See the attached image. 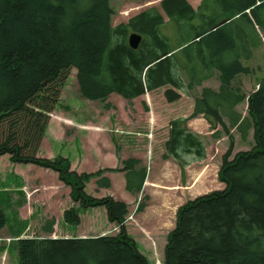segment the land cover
<instances>
[{
    "label": "trees",
    "instance_id": "obj_1",
    "mask_svg": "<svg viewBox=\"0 0 264 264\" xmlns=\"http://www.w3.org/2000/svg\"><path fill=\"white\" fill-rule=\"evenodd\" d=\"M160 5L174 28L183 32L175 48L159 31L164 20L158 13L143 12L113 28L111 0H0V156L8 155L13 164H32L59 174L60 181L72 188V200L80 205L64 212L67 224H81V210L104 208L109 223L119 229L116 236L20 239L19 264H150L127 231L128 205L85 192L92 178H100L99 187H111L110 179L101 177L104 171L79 174L71 170L69 159L38 157V151L49 114L58 106L72 69L77 70L81 96L106 104L105 109L112 107L107 103L112 94L132 103L166 86L172 87L165 97L173 103L180 99L176 90H185L180 68L190 70V88L200 86L204 78L197 75L207 54L217 59L216 67L222 74L220 87L218 91L203 89L190 119L202 115L211 129L220 125L229 132L224 122L227 118L245 141L254 130L255 146L231 160V143L219 172L225 189L179 207L176 227L167 236L163 263L264 264V78L248 99L249 117L240 123L242 116L234 109L247 96L232 80L251 71L240 58L229 55L233 43L208 42L214 41L225 26L208 34L199 25L205 12L213 14V27L237 16L250 21L245 12L250 10L254 16L264 0H203L197 9L188 0H162ZM184 22L187 24L181 26ZM190 32H196V37L188 41L186 34ZM133 33L143 37L137 50L128 42ZM224 53L235 58L230 67L220 60ZM188 120L171 122L165 144L164 159L180 160L183 167L188 164L185 156L205 158L204 145L189 131ZM216 136L219 138L220 133ZM142 164L141 159L129 158L119 169L125 173L126 190L131 194L138 195L144 188L147 169ZM138 208L143 211L144 203ZM6 225V215L0 210V229ZM54 225V220L46 221L41 230L50 234Z\"/></svg>",
    "mask_w": 264,
    "mask_h": 264
},
{
    "label": "rangeland",
    "instance_id": "obj_2",
    "mask_svg": "<svg viewBox=\"0 0 264 264\" xmlns=\"http://www.w3.org/2000/svg\"><path fill=\"white\" fill-rule=\"evenodd\" d=\"M161 1L111 0L114 10L113 27L127 24L133 17L143 12H150L156 8L161 12ZM164 17L168 20L166 16ZM250 21L246 17L237 16L232 22L225 25L221 33L214 37L215 39L213 38L214 41H208L215 45L233 43L235 47L230 50L233 52L229 55L234 54L236 58H240L241 62L251 71L250 74L238 75L234 82V85L247 96V99L237 108L243 118L249 117L248 99L251 94L259 89L260 80L264 78V6L258 9L254 16L250 15ZM159 31L163 36L168 37L172 48L178 46L179 42L182 41L183 32L174 28L172 24L161 26ZM227 37L229 38L227 39ZM204 48L207 51L210 50L207 44L204 45ZM228 49L229 47H227L226 52ZM207 55L210 57V54ZM183 56L187 57L186 55ZM180 70L185 90H176V93L180 95L178 101L173 103L167 101L165 92L172 87L166 86L153 91L150 98L146 97L147 101L140 98L138 101L130 103L121 96L112 94L107 100V103L111 104L112 107L105 109L106 104L89 101L81 96L77 72L72 69L65 86L61 90L58 106L49 114L50 121L46 135L41 142L37 155L54 160L60 156L50 158V152L64 154L70 162H75V167L71 166V170L79 174H92L96 173L98 169H102L101 171L104 172L101 177H112L109 179L113 181V187L111 183L108 190L100 189L101 187L98 186L100 178L98 180L92 178L88 182L90 185H86L85 192L94 198L112 197L114 200L128 205L129 214L125 223L127 231L130 236L138 241L144 240L145 245L140 243L139 249H143L147 253L150 264H163L165 237L176 227L179 207L199 196L216 190H223L226 187L224 183L219 181V171L223 163V156L230 146L229 139L225 135L222 139L217 138L216 132L211 129L210 123L202 115L190 119L194 112L195 100L199 97L202 88L210 87L218 90L220 83L215 78V83L202 82V87L194 85L190 88V70L188 68L184 70L180 68ZM200 72L199 70L198 75H196L201 79ZM173 90L175 89L173 88ZM177 119H189L187 124L189 131L201 139L205 150V158L202 160L185 156V161L188 163L185 167L180 160L164 159V155L167 153L165 144L170 137L171 122ZM225 121L228 122L227 119ZM233 137L235 150L231 157L232 160L236 153L250 151L255 146L254 130L250 131L246 141H243L240 134L235 131H233ZM106 144L116 146L118 160H122L121 168L122 162L129 158L138 157L143 161L142 165L147 169V179L140 194L127 192L126 184L124 189L125 173L120 172V168L113 169L109 164L104 167L102 159L107 154L105 152ZM34 168L36 169V167ZM12 169L11 165L6 166V163H2L0 160V175H43V173H37L33 169H27L24 174ZM109 173L110 175H107ZM55 182L57 186L60 185L57 180L49 181L50 185H48L53 187ZM67 187L72 190L70 186ZM21 191L26 197V191L24 189ZM51 193L54 194L51 195ZM55 193L56 191L42 190L41 195L31 199L34 200L31 202V206L22 203L20 214L24 219H27L29 215L32 216L31 222L29 221L31 227L29 232L17 236L15 242H12L9 264H19L18 240L45 236L40 229L49 220L55 221L53 231L59 234H65L66 228L71 235L76 233L75 235L87 237L116 236L119 233L118 228L117 230L113 229L115 225L111 227L107 223V214L104 208L81 210V224L78 226L66 224L67 226H65L60 221L63 210L65 212L75 206L79 208L80 205L72 201L69 206L67 205L68 207L63 209L65 205L60 208L61 204L56 202L51 211L47 200L52 197L55 199ZM5 195L11 201L10 194ZM30 197H32L31 194ZM67 198L68 195H66L65 204ZM15 199L21 200L22 198L17 197ZM140 202L145 205L143 211L138 210ZM0 207L5 208L7 224L14 225V207H8L5 197H0ZM6 233L7 230H4L1 234ZM141 253L145 255L143 252Z\"/></svg>",
    "mask_w": 264,
    "mask_h": 264
},
{
    "label": "crops",
    "instance_id": "obj_3",
    "mask_svg": "<svg viewBox=\"0 0 264 264\" xmlns=\"http://www.w3.org/2000/svg\"><path fill=\"white\" fill-rule=\"evenodd\" d=\"M202 1L203 0H188V2L195 9L198 8V6L201 4ZM215 78H217V74H214L209 78L202 79L203 80L202 82L207 83V84L215 83ZM151 93L152 92H148L145 95L133 100V102L138 101L140 98H143L142 99L143 101H147L146 97L150 98ZM105 152H107V154H105L103 159H102V164L104 165V167H105V165L109 164L113 169L121 168V161L122 160L121 159L118 160L116 146L113 144H111V145L106 144ZM53 154H56V155H53ZM58 156H63L64 158L69 159L66 155H64V154L62 155L60 153L57 154V153L50 152V155H49L50 158H56ZM0 160H2V163H6V166L11 165L13 167V169H12L13 171H15V169H16L17 171H20L22 174H24V172L27 169L28 170L33 169L37 173L39 172L40 174L43 173V175H26V174H24V175H20V174H18V175H0V197H5V199L7 200L8 207H14V215H15V219H14L15 224L14 225L13 224H7L3 229H0V264H9L8 263L10 260L9 254H10V247L12 245V242H15V239L17 238V236L24 235L25 232H29V228L31 227V224H29V221L31 222L32 216L29 215L27 219H24V217H22L20 214V209H21L22 203H24V205L29 204L31 206V202L34 201L31 199L32 198L34 199V197L41 195L42 190L43 191H52V192L56 191V193H55L56 198L54 199V197H52L49 200H47L49 202L48 206L50 207L51 211L53 210L54 204L56 202H59L61 204L60 208L65 205L63 208V209H65L66 207H68L72 203L73 200L71 198L72 190H70L69 187L65 186L60 181L58 173H56V172L54 173L53 171H50L48 169L45 170L43 168L37 167V166L32 165V164H27V165L13 164L10 161V157L8 155L0 156ZM74 163L75 162L71 161V166H73V168L75 167ZM33 166L36 167V169ZM98 170H100V169H98ZM45 171H46V174H45ZM107 175H110V173ZM108 178H110V177H108ZM51 180H54V181L57 180L58 182H60V185L57 186L56 182H55L53 184V187H50L49 181H51ZM96 180H98V178H96ZM111 183H112V187H113V181L112 180H111ZM125 184H126V182H125V176H124V183H123L124 189H125ZM89 185H90V183H88L87 186H89ZM21 189H24L26 191V194H27L26 197L22 193ZM100 189H106V188L101 187ZM106 190H108V189H106ZM5 194H10L11 201H10V198H7ZM30 194L32 197H30ZM53 194L54 193H51V195H53ZM66 195H68V198H67V203L65 204ZM13 197H14V200H13ZM17 197H21L22 199L16 200L15 198H17ZM35 201L38 202V200H35ZM33 205L39 206L40 204H33ZM0 209H2V211L5 210V208H1V207H0ZM17 211H18V213H17ZM60 216H61L60 221L62 223H64L65 226H67L66 225L67 223L64 221V210ZM26 220H28V221H26ZM106 220H107V223L109 224V226L112 227V225H114V224L109 223L107 216H106ZM114 227H115V228H113L114 230L117 229L116 225ZM27 229H28V231H27ZM4 230H7V233L2 235L1 233ZM65 232H66L65 234L64 233L59 234L58 232L54 233V231H53L52 233L49 234V233L42 232V230H41V233L45 236H40V237H43V238L45 237V238H50V239H61V238H72V237L85 238V237H87V236L75 235L76 233L71 235V233L69 232V230H67V228H66ZM132 238L135 239L134 237H132ZM135 241L138 244V246H140V247H141L140 243L145 245L144 240L138 241L137 239H135ZM166 244H167V236L165 237L164 249H165ZM140 251L143 252L146 257H148L147 253L143 249ZM17 256H18V252H17ZM12 263H14V262H12Z\"/></svg>",
    "mask_w": 264,
    "mask_h": 264
},
{
    "label": "bare ground",
    "instance_id": "obj_4",
    "mask_svg": "<svg viewBox=\"0 0 264 264\" xmlns=\"http://www.w3.org/2000/svg\"><path fill=\"white\" fill-rule=\"evenodd\" d=\"M161 4V3H160ZM161 12L159 11V9L158 8H156V9H153L152 11H150V12H152V13H158V14H160L162 17H163V20H164V24L163 25H160V26H158V28L160 29V27L161 26H165V25H169V24H173L170 20H169V17L167 16V14L165 13V11H164V9L161 7ZM246 14H248L249 15V17H250V15H252L251 13H250V10H247L246 12H245ZM163 14H165L164 16H166L167 18H168V20H166L165 19V17L163 16ZM112 21H113V18H112ZM230 22H232V20L230 19V20H226V21H224V22H222V23H220V24H217V25H215L214 27H213V23H214V19H213V14L211 13V12H205V15L202 17V19L201 20H199V25L202 27V29H205V30H207V32H208V34H211V33H213V32H215V31H217L219 28H222V27H224L225 25H227L228 23H230ZM113 23V22H112ZM187 23L186 22H184V23H182V25L181 26H185ZM119 26V25H118ZM117 26V27H118ZM112 27H113V24H112ZM113 28H116V27H113ZM189 34V33H188ZM188 34H186L187 35V40L188 41H191L192 39H194L195 37H196V32H190V34L188 35ZM142 37V36H141ZM129 40V39H128ZM197 40H199V39H197ZM196 40V41H197ZM142 41H143V37H142ZM142 41H141V43H142ZM141 43H140V45H141ZM140 45H139V47H140ZM138 47V48H139ZM137 48V49H138ZM137 49H133V50H137ZM172 54L173 53H171V54H169L168 55V57H170V56H172ZM230 57H232V56H230ZM217 59L215 58V57H211V55H210V57H204L203 59H202V62L200 63V73H201V78H209V77H211L212 75H214V74H217V80H218V82L219 83H221V76H222V74H221V71L216 67V63H215V61H216ZM221 62L223 63V65H226V66H231L232 64H233V62H234V60L232 59V58H229L225 53L224 54H222V57H221ZM239 61L241 62V60L239 59ZM241 64L243 65V66H245V64L243 63V62H241ZM152 66V65H151ZM150 67V66H149ZM148 67V68H149ZM246 67V66H245ZM147 68V69H148ZM76 70V69H75ZM76 72H77V70H76ZM236 78H237V76L232 80V83H234L235 82V80H236ZM198 87H202L201 85L200 86H198ZM205 88H209V89H212V88H210V87H203L202 88V91H203V89H205ZM214 90V89H213ZM219 90V89H218ZM218 90H216V91H218ZM202 91H201V93H200V95H199V97L201 96V94H202ZM241 104H239V105H237L236 107H235V109H234V111H236L237 113H239L238 112V107L240 106ZM221 112V111H220ZM240 114V113H239ZM241 115V114H240ZM242 116V115H241ZM246 118H248V117H245V118H243V116H242V119H241V121H240V123H242V121H244ZM225 119H227V118H224V122L226 123V125H227V128L229 129V132H226V130H224L223 128H222V126H220V125H218L217 127H216V129H214V131L216 132V134H219L220 133V139H222V137H223V135H225L228 139H229V141H230V146H229V148L231 147V143H234V148H233V151H232V153L234 152V150H235V140H234V137H233V131H235V132H238V129H237V127H232L231 125H230V122L228 121V122H226L225 121ZM239 133V132H238ZM240 134V133H239ZM240 137H241V139L243 140V138H242V136L240 135ZM248 139V138H247ZM246 139V140H247ZM243 141H245V140H243ZM229 148H228V150L227 151H229ZM240 152H247V151H240ZM239 153V152H238ZM237 154V153H236ZM232 160V159H231ZM221 167H222V165H221ZM221 170V169H220ZM220 172V171H219ZM146 182V181H145ZM147 185H148V182H147ZM135 240V239H134ZM136 242V241H135ZM139 247V246H138ZM148 261H149V259H148ZM149 263H150V261H149Z\"/></svg>",
    "mask_w": 264,
    "mask_h": 264
},
{
    "label": "water",
    "instance_id": "obj_5",
    "mask_svg": "<svg viewBox=\"0 0 264 264\" xmlns=\"http://www.w3.org/2000/svg\"><path fill=\"white\" fill-rule=\"evenodd\" d=\"M142 41V37L141 35L137 34V33H133L129 36V46L132 48V49H137L140 45Z\"/></svg>",
    "mask_w": 264,
    "mask_h": 264
}]
</instances>
